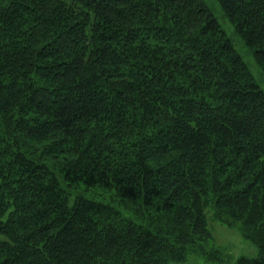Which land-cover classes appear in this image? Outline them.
<instances>
[{
    "label": "trees",
    "instance_id": "trees-1",
    "mask_svg": "<svg viewBox=\"0 0 264 264\" xmlns=\"http://www.w3.org/2000/svg\"><path fill=\"white\" fill-rule=\"evenodd\" d=\"M217 1L264 73V0ZM209 214L264 264V90L205 1L0 0V264L219 260Z\"/></svg>",
    "mask_w": 264,
    "mask_h": 264
},
{
    "label": "rangeland",
    "instance_id": "rangeland-1",
    "mask_svg": "<svg viewBox=\"0 0 264 264\" xmlns=\"http://www.w3.org/2000/svg\"><path fill=\"white\" fill-rule=\"evenodd\" d=\"M204 1L227 33L238 53L248 65L256 82L264 90V73L255 60L252 50L235 32L233 25L230 23L218 1ZM68 191L71 196V204H73L74 198L77 196H84L89 199L105 202L112 199L110 194H106L99 189H85L82 186H77ZM209 227L212 237L207 243L206 248L211 252H217V256L220 257L219 260L208 261L203 255L192 254L184 262H171L169 264H237V261L242 257L249 259L260 257V251L257 245L245 238L240 226H233L215 221L211 217V214H209Z\"/></svg>",
    "mask_w": 264,
    "mask_h": 264
}]
</instances>
